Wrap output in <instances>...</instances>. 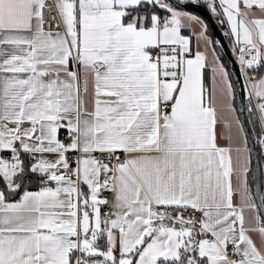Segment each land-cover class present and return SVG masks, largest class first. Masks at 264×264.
Listing matches in <instances>:
<instances>
[{"label": "snow or ice", "instance_id": "6c2138e0", "mask_svg": "<svg viewBox=\"0 0 264 264\" xmlns=\"http://www.w3.org/2000/svg\"><path fill=\"white\" fill-rule=\"evenodd\" d=\"M203 10L264 115V0H0V264H264Z\"/></svg>", "mask_w": 264, "mask_h": 264}, {"label": "water", "instance_id": "95a60500", "mask_svg": "<svg viewBox=\"0 0 264 264\" xmlns=\"http://www.w3.org/2000/svg\"><path fill=\"white\" fill-rule=\"evenodd\" d=\"M197 14L201 15L203 18L207 20L209 23L210 31L212 32L214 38L217 41H223V46L220 44H217V47L219 48V54L225 61H227V67L231 71L232 79L234 81V91H235V105L237 114L240 120V124L243 125V128L245 130V134L248 138V147L251 150V177L255 179L256 184L258 185L260 180V156L257 149V142L254 137V134L251 131V128L248 124L247 117H246V108H245V92H244V84L242 80V75L239 71L238 66L235 63L234 57L230 51V48L228 47L226 41L222 37L216 23L214 22L213 18L207 14L206 10L198 11Z\"/></svg>", "mask_w": 264, "mask_h": 264}, {"label": "rangeland", "instance_id": "374dc122", "mask_svg": "<svg viewBox=\"0 0 264 264\" xmlns=\"http://www.w3.org/2000/svg\"><path fill=\"white\" fill-rule=\"evenodd\" d=\"M240 73H241V71H240ZM241 75H242V80H243V84H244V92H245V98H244L245 108L247 110H250V111L252 110L254 112V114L256 115V118H257V121H258V125H259V129L257 130V134H258V133L261 132V119L259 117V113L257 111V108H255L254 100L253 99L250 100L248 95H247V90H246L247 81H246V79H245V77H244V75L242 73H241ZM235 104L236 103H235V91H234V109H235V111L233 112L232 117L240 124V120H239V117H238V114H237V110H236V105ZM262 116H263V119H264V115H262ZM258 136H259V134H258Z\"/></svg>", "mask_w": 264, "mask_h": 264}, {"label": "built area", "instance_id": "2783aa9c", "mask_svg": "<svg viewBox=\"0 0 264 264\" xmlns=\"http://www.w3.org/2000/svg\"><path fill=\"white\" fill-rule=\"evenodd\" d=\"M208 14L213 18L214 22L216 23V25H217V27H218V29H219V31H220L222 37H223V28H221V27L219 26V23L216 21L215 17H214L212 14H210V13H208ZM223 38H224V40L226 41V37H223ZM226 43H227V41H226ZM227 45H228V43H227ZM228 47H229V45H228ZM229 48H230V47H229ZM230 51H231V48H230ZM231 53H232V55H233V57H234V60H235L236 65L238 66V68H239V70H240V65H239V63H238V60H237L235 54H234L232 51H231ZM253 100H254L255 105H256L257 101H256L255 99H253ZM257 111H258V113H259V117H260V119H261V130H262V129H264V119H263V116H262V114L259 112L258 109H257ZM259 138H260V137L258 136V137H257V144H258V146H259V154H260L261 156H264V146H261V145L259 144Z\"/></svg>", "mask_w": 264, "mask_h": 264}, {"label": "trees", "instance_id": "16d2710c", "mask_svg": "<svg viewBox=\"0 0 264 264\" xmlns=\"http://www.w3.org/2000/svg\"><path fill=\"white\" fill-rule=\"evenodd\" d=\"M232 77V75H231ZM246 117H247V121H248V124L251 128V131L252 133L254 134V137L256 139V142H257V130L259 129V125H258V121H257V118H256V115L254 114V112L251 110H247L246 109ZM257 149H258V152H259V146L257 144ZM260 156V160H261V155L259 154Z\"/></svg>", "mask_w": 264, "mask_h": 264}, {"label": "crops", "instance_id": "0c3cea01", "mask_svg": "<svg viewBox=\"0 0 264 264\" xmlns=\"http://www.w3.org/2000/svg\"><path fill=\"white\" fill-rule=\"evenodd\" d=\"M223 31H224V29H223ZM226 41H227L229 47L231 48L232 46H231V44L228 42L227 38H226ZM231 107L234 109V99L231 101ZM232 114H233V113H232ZM232 114H231V115H232ZM262 172H264V156H261V160H260V176H261V173H262ZM250 178H252V177H251V173H250Z\"/></svg>", "mask_w": 264, "mask_h": 264}]
</instances>
